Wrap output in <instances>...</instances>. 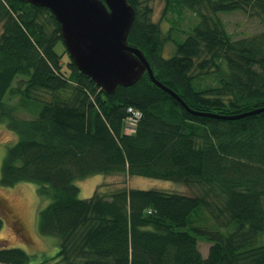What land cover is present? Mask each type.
Listing matches in <instances>:
<instances>
[{"label": "trees", "instance_id": "1", "mask_svg": "<svg viewBox=\"0 0 264 264\" xmlns=\"http://www.w3.org/2000/svg\"><path fill=\"white\" fill-rule=\"evenodd\" d=\"M127 1V43L179 99L146 72L106 93L70 58L48 8L0 0V124L17 136L0 183L31 182L48 198L38 229L58 239L53 264H264V110L229 118L264 107V30L233 38L219 17L240 10L264 25V0H174L198 21L167 51L151 6ZM114 173L197 193L98 187L79 197L78 180ZM202 209L214 229L192 223ZM29 260L0 247V264L49 261Z\"/></svg>", "mask_w": 264, "mask_h": 264}, {"label": "rangeland", "instance_id": "2", "mask_svg": "<svg viewBox=\"0 0 264 264\" xmlns=\"http://www.w3.org/2000/svg\"><path fill=\"white\" fill-rule=\"evenodd\" d=\"M152 8V20L158 22L164 35H168L165 50L174 45L173 41L183 40L198 21L196 14L189 8L176 3L174 0H143ZM219 17L224 22L227 31L233 38L244 35H252L264 30L262 21L255 15H248L243 11L220 13ZM62 42L55 49L64 54L63 60H67ZM165 52V51H164ZM201 86L214 84L211 77H203ZM72 85L74 83L72 82ZM15 98H13V101ZM126 124H129L128 122ZM16 134L4 124H0V175L1 163L6 147L14 143ZM79 188V197L89 198L96 188L107 192L127 187L138 189H160L171 192L188 194L197 193L196 185L184 184L170 180L155 179L143 176H128L127 174H97L80 179L76 182ZM48 203V198L41 197L37 193V185L31 182H19L13 186H3L0 183V215L3 218V226L0 228V247L21 248L30 255V263L49 260L47 264H53L49 259L57 254L58 239L52 235H44L38 229V212ZM196 218L192 220L195 225L207 229L216 227L215 221L209 212L202 209ZM209 244L200 239L199 250L203 255L207 254Z\"/></svg>", "mask_w": 264, "mask_h": 264}, {"label": "water", "instance_id": "3", "mask_svg": "<svg viewBox=\"0 0 264 264\" xmlns=\"http://www.w3.org/2000/svg\"><path fill=\"white\" fill-rule=\"evenodd\" d=\"M23 1L46 7L55 15L68 55L106 93H112L118 85L135 83L146 72L155 85L178 98L155 78L143 52L127 43L134 19L127 0ZM263 110L264 107L229 118Z\"/></svg>", "mask_w": 264, "mask_h": 264}, {"label": "built area", "instance_id": "4", "mask_svg": "<svg viewBox=\"0 0 264 264\" xmlns=\"http://www.w3.org/2000/svg\"><path fill=\"white\" fill-rule=\"evenodd\" d=\"M134 116H138V114L137 113H134Z\"/></svg>", "mask_w": 264, "mask_h": 264}]
</instances>
